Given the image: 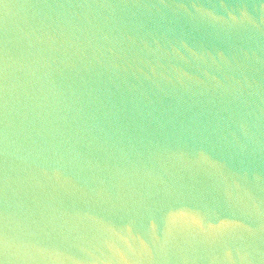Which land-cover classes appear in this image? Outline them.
<instances>
[{"label":"water","instance_id":"1","mask_svg":"<svg viewBox=\"0 0 264 264\" xmlns=\"http://www.w3.org/2000/svg\"><path fill=\"white\" fill-rule=\"evenodd\" d=\"M0 264H264V0H0Z\"/></svg>","mask_w":264,"mask_h":264}]
</instances>
